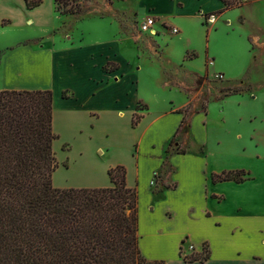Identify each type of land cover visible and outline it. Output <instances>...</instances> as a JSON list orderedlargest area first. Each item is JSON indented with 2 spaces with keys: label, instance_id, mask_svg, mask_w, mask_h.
I'll list each match as a JSON object with an SVG mask.
<instances>
[{
  "label": "crops",
  "instance_id": "crops-1",
  "mask_svg": "<svg viewBox=\"0 0 264 264\" xmlns=\"http://www.w3.org/2000/svg\"><path fill=\"white\" fill-rule=\"evenodd\" d=\"M44 1L28 9L24 0H0V28L18 24L33 27L18 42L0 43V90L52 91V129L57 135L52 149L55 143L61 146L52 184L58 188L107 187L111 185L108 169L123 165L126 185L137 192L138 245L147 259H163L165 264L264 262V171L235 166L228 151H212L202 122L208 111L191 115L187 131L173 143L174 147L179 143L187 146L195 138L203 152L166 151L171 139L179 135L176 131L188 103L185 94L164 85L165 77L157 69L151 71L149 63L136 65L139 59L135 52H123L121 39L105 30L94 36L84 34L82 39L47 38L57 17L53 0L49 14H43ZM140 3L156 19L152 41L161 45L167 64L197 74L222 71L214 66L211 52L215 28L203 26L201 17L223 10L225 14L223 1ZM48 19L54 22L45 26ZM165 25L178 32L168 34ZM187 52L196 55L186 58ZM206 57L212 64L205 65ZM107 62L113 66L105 71ZM140 103L146 108L136 110ZM135 113L140 119L133 126ZM196 113L201 122L193 118ZM98 140L103 142L98 147L107 156H88ZM74 152L72 162L66 165ZM256 158L264 164V155ZM231 169H244L249 178L239 183L211 180L212 173ZM61 171L66 174L63 178ZM155 178L162 183L172 180L174 186L161 184L154 192ZM183 240L187 253L201 252L206 243L209 257L202 262L185 261L179 256Z\"/></svg>",
  "mask_w": 264,
  "mask_h": 264
},
{
  "label": "trees",
  "instance_id": "trees-1",
  "mask_svg": "<svg viewBox=\"0 0 264 264\" xmlns=\"http://www.w3.org/2000/svg\"><path fill=\"white\" fill-rule=\"evenodd\" d=\"M24 1L32 9L43 0ZM221 1L224 9L238 3ZM53 4L60 15H73L82 8L81 0H53ZM109 64L103 70L108 71ZM139 119L135 113L131 124ZM187 127L184 115L176 133ZM56 138L50 89L0 90V264H165L140 251L137 192L126 185L125 167L108 169L107 187H55ZM248 178L244 169L211 174L213 182L239 183ZM179 256L202 262L209 249L204 243L201 252L182 255L180 246Z\"/></svg>",
  "mask_w": 264,
  "mask_h": 264
},
{
  "label": "rangeland",
  "instance_id": "rangeland-1",
  "mask_svg": "<svg viewBox=\"0 0 264 264\" xmlns=\"http://www.w3.org/2000/svg\"><path fill=\"white\" fill-rule=\"evenodd\" d=\"M81 4V11L73 15H60L54 10L56 25L49 30L47 38L60 35L64 40L82 39L84 34L94 36L104 30L107 34L120 38L123 52H135L139 59L136 65L142 61L149 63L151 71L157 69L165 77L164 85L177 88L185 94L188 99L183 108L186 122L195 112L208 111L203 121L197 113L193 118L196 123L205 122L206 141L212 146V151H228L233 156L231 164L247 166L256 172L264 171V164L255 160L257 155H264V0H238L235 7L226 9L225 14L223 10L202 15L201 24L206 28H215L211 37V52L215 58L214 66L222 68V71H205L200 74L167 64L162 56L161 45L152 41L153 34L140 31V20L149 15L140 0H114L112 3L106 0H81ZM49 10L50 0H45L43 14H49ZM210 14L215 15L214 21L208 20ZM53 22L51 19L44 20V25ZM44 25L40 28L41 31L44 30ZM199 26L197 22L196 28L199 29ZM32 29L33 27L20 24L2 27L0 43L8 40L11 43L18 42ZM195 55L187 52L185 57ZM210 63V59L206 57L205 65ZM112 66L113 63L109 64V67ZM144 82L147 83L145 80ZM139 107L143 109L146 105L140 103ZM183 132L175 136L169 150L176 148L179 151L203 152L197 146L195 138L189 140L187 146L179 143L178 147H174L173 143L179 141L185 134ZM98 144L103 142L98 140L93 143L88 156H107ZM59 148L61 146L55 143V160L60 155ZM98 151L102 153L98 154ZM74 154L75 152L71 153L66 165L72 162ZM59 175L62 178L66 176L64 171L59 172ZM161 184L172 187L173 181L162 183L155 178L153 191L159 190ZM180 246L182 255L186 254V240Z\"/></svg>",
  "mask_w": 264,
  "mask_h": 264
},
{
  "label": "built area",
  "instance_id": "built-area-1",
  "mask_svg": "<svg viewBox=\"0 0 264 264\" xmlns=\"http://www.w3.org/2000/svg\"><path fill=\"white\" fill-rule=\"evenodd\" d=\"M215 19V15L214 14H210L208 20L209 21H214ZM155 23H156V19L154 16H151V15H146L144 17H142V19L140 20L138 26H139V29L140 31L142 32H149L153 35L156 34V29H155ZM168 30L173 33V34H176L178 32V29L173 27L171 29L168 28ZM190 250H192V246L189 245L188 246Z\"/></svg>",
  "mask_w": 264,
  "mask_h": 264
}]
</instances>
